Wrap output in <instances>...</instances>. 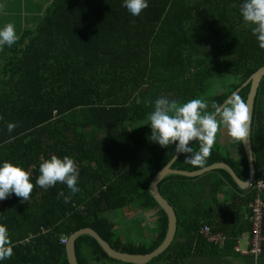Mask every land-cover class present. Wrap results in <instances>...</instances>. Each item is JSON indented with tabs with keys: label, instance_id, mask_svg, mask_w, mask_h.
<instances>
[{
	"label": "trees",
	"instance_id": "trees-1",
	"mask_svg": "<svg viewBox=\"0 0 264 264\" xmlns=\"http://www.w3.org/2000/svg\"><path fill=\"white\" fill-rule=\"evenodd\" d=\"M147 2L133 17L124 0H52L37 25L0 51V166L23 168L34 185L27 202L14 194L0 209V225L13 246L12 257L0 264H68L60 239L84 227L117 252H152L164 239L167 216L148 186L176 155L174 145L163 148L149 138L147 117L155 100L183 105L199 98L211 112L213 101L222 104L264 66V49L240 13L244 0ZM250 88L238 93L245 103ZM9 123L17 125L11 132ZM250 141L254 179H264V77ZM52 155L75 161L79 192L73 195L59 182L47 190L35 184L40 164ZM184 160L180 155L171 168L201 170ZM215 163L229 165L244 181L249 177L243 143L223 126L205 167ZM158 189L175 211V236L148 264H185L189 257L219 251L200 232L204 225L225 236L226 254L236 251L245 232L250 236L254 187H240L227 171L168 174ZM126 206L132 215L154 211L157 226L149 228L147 240L120 234L109 212ZM75 253L78 264H128L108 257L88 234L76 238Z\"/></svg>",
	"mask_w": 264,
	"mask_h": 264
},
{
	"label": "clouds",
	"instance_id": "clouds-1",
	"mask_svg": "<svg viewBox=\"0 0 264 264\" xmlns=\"http://www.w3.org/2000/svg\"><path fill=\"white\" fill-rule=\"evenodd\" d=\"M125 7L133 17H139L147 9V0H124ZM244 22L251 26L260 49H264V0H244L240 8ZM19 37L12 23L0 29V51L4 46L11 47ZM147 103L151 104L149 100ZM209 103L203 99H191L181 105L176 100L160 97L154 102V109L148 115L152 142L163 148L175 146L176 158L184 155L185 162L193 167L203 169L211 156L217 133L221 126L227 129L228 135L236 143L248 140L250 115L249 108L239 94H233L223 104ZM219 118V119H218ZM2 119V117H0ZM17 125L8 124L11 132ZM193 145H198L194 147ZM40 175L35 184L47 190L58 182L66 184L74 195L79 192V170L75 161L64 156L63 159L52 155L39 166ZM30 173L19 166L4 162L0 166V201L8 199L12 194L27 202L31 198L34 185L30 182ZM61 195H63L61 193ZM65 202L70 197H65ZM13 246L5 226L0 225V261L10 259Z\"/></svg>",
	"mask_w": 264,
	"mask_h": 264
},
{
	"label": "water",
	"instance_id": "water-1",
	"mask_svg": "<svg viewBox=\"0 0 264 264\" xmlns=\"http://www.w3.org/2000/svg\"><path fill=\"white\" fill-rule=\"evenodd\" d=\"M264 77V66L257 69L251 77L237 90L234 91L228 98H230L233 94H238L243 88L247 87L248 85L251 86L250 93L247 98L246 104L249 108V115H250V125H249V136L248 140L243 143L245 153L248 160V169H249V177L247 181L242 180L235 171L225 163H215L208 167H205L201 170L197 171H186V170H179V169H172V164L177 160L176 155L161 169H159L155 175L152 177L148 189L155 199L157 204L164 210L167 216V230L162 242L154 248V250L148 254H129V253H120L114 250V248L104 239L95 229L90 227L80 228L73 233H71L67 237V241L65 243V253L68 264H78L76 253H75V240L78 236L82 234H88L93 236L98 240L100 245L103 247V250L106 252V255L114 260H118L128 264H148L152 259L157 257L158 255L162 254L166 248L172 242L175 236V228H176V214L173 207L169 204V202L161 195L158 189V183L161 179L168 175V174H180L184 176H197L204 172H209L214 169H223L227 171L229 174L232 175L235 182L242 188H247L251 185L252 181L254 180L255 168H254V161H253V154H252V145L250 141V129H251V120L253 115V107H254V100L257 94V90L259 84ZM227 98V99H228ZM226 99V100H227ZM225 100V101H226ZM224 101V102H225ZM223 102V103H224ZM222 103V104H223Z\"/></svg>",
	"mask_w": 264,
	"mask_h": 264
},
{
	"label": "rangeland",
	"instance_id": "rangeland-1",
	"mask_svg": "<svg viewBox=\"0 0 264 264\" xmlns=\"http://www.w3.org/2000/svg\"><path fill=\"white\" fill-rule=\"evenodd\" d=\"M52 0H0V29L6 24L12 23L15 26V31L19 36L25 28L34 27L42 19L46 12V8ZM132 207V206H129ZM111 217L115 218L118 226L120 225L125 233L123 236L127 240L145 241L149 238L148 232L151 229H145L143 226H139L138 222H133L130 218L123 216L121 209L109 212ZM139 221L144 217L145 210H143V216L139 217ZM143 227V228H142Z\"/></svg>",
	"mask_w": 264,
	"mask_h": 264
},
{
	"label": "built area",
	"instance_id": "built-area-1",
	"mask_svg": "<svg viewBox=\"0 0 264 264\" xmlns=\"http://www.w3.org/2000/svg\"><path fill=\"white\" fill-rule=\"evenodd\" d=\"M254 187V196L249 203L251 213H250V223H251V233L249 238V245L246 251H242L239 245H236L237 253H245L251 255L254 260H257L262 253V244L264 243V232H263V209L264 201L262 199V192L264 191V179H254L251 183ZM12 194L8 199L0 201V209L4 204L13 196ZM200 232L205 235L208 241L213 243H223L225 236L220 232H213L211 226L204 225ZM60 241L66 243L67 238L61 237Z\"/></svg>",
	"mask_w": 264,
	"mask_h": 264
},
{
	"label": "crops",
	"instance_id": "crops-1",
	"mask_svg": "<svg viewBox=\"0 0 264 264\" xmlns=\"http://www.w3.org/2000/svg\"><path fill=\"white\" fill-rule=\"evenodd\" d=\"M223 137L224 136L220 137L222 138L220 139V141L223 140ZM219 196L220 199L224 198V196L222 195ZM121 210L123 211V214L127 215L128 218L130 219L133 218L134 216H137L138 213H139V217L143 216V212L140 213L139 211L135 212V214L132 215L131 207L129 206H126ZM138 224L139 226H143L144 224L145 229H149V228L152 229L154 228V226L156 227L157 221L154 211L153 210L145 211V218L143 217L140 221L138 218ZM117 228L120 230V234H122V232L125 233V230L120 225L119 226L117 225ZM249 238L250 236L248 235L247 232H245V234H243V236L238 240V243L236 245H239L242 251H246L249 245ZM219 245H220L218 248L219 251H211L210 254L204 252L203 255L189 257V259L185 264H264V253L260 255V257L257 260H254V258L251 257L250 255L245 253H237L236 251L235 252L232 251L233 253L226 254L224 251L225 248L223 246L224 241Z\"/></svg>",
	"mask_w": 264,
	"mask_h": 264
}]
</instances>
